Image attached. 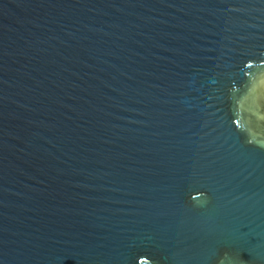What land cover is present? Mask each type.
<instances>
[{
  "label": "water",
  "instance_id": "obj_1",
  "mask_svg": "<svg viewBox=\"0 0 264 264\" xmlns=\"http://www.w3.org/2000/svg\"><path fill=\"white\" fill-rule=\"evenodd\" d=\"M0 264H264V0H0Z\"/></svg>",
  "mask_w": 264,
  "mask_h": 264
}]
</instances>
